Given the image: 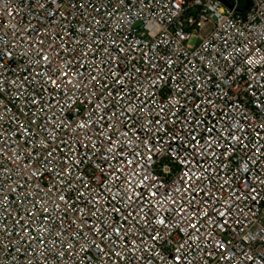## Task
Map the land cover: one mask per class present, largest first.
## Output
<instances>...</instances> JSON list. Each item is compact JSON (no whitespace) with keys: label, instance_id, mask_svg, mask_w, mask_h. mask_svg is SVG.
Returning <instances> with one entry per match:
<instances>
[{"label":"built area","instance_id":"1","mask_svg":"<svg viewBox=\"0 0 264 264\" xmlns=\"http://www.w3.org/2000/svg\"><path fill=\"white\" fill-rule=\"evenodd\" d=\"M0 264H264V0H0Z\"/></svg>","mask_w":264,"mask_h":264},{"label":"snow or ice","instance_id":"2","mask_svg":"<svg viewBox=\"0 0 264 264\" xmlns=\"http://www.w3.org/2000/svg\"><path fill=\"white\" fill-rule=\"evenodd\" d=\"M45 59H47V57H45ZM54 83H55V81H54ZM153 195H155V193H153ZM61 199H63V197H61ZM221 215H223V213H221Z\"/></svg>","mask_w":264,"mask_h":264}]
</instances>
